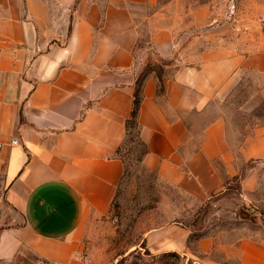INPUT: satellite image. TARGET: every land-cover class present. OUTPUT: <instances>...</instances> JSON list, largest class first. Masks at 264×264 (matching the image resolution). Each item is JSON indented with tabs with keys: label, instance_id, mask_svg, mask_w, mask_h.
<instances>
[{
	"label": "crops",
	"instance_id": "1",
	"mask_svg": "<svg viewBox=\"0 0 264 264\" xmlns=\"http://www.w3.org/2000/svg\"><path fill=\"white\" fill-rule=\"evenodd\" d=\"M159 2L0 0V264L87 263L86 231L109 213L124 178L120 148L136 90L139 164L173 189L175 215L192 214L240 178L244 162L264 159V124L234 138L221 113L208 115L230 67L264 74V28L243 58L234 49L226 58L223 34H204L216 43L200 62L185 58L160 75L151 55L178 61L193 33L160 25ZM140 23L147 46H138ZM253 171L245 169L243 188L253 187ZM188 226L174 219L144 240L154 252L183 253ZM213 245L198 240L204 252ZM223 248L226 262L264 264L263 241Z\"/></svg>",
	"mask_w": 264,
	"mask_h": 264
},
{
	"label": "rangeland",
	"instance_id": "2",
	"mask_svg": "<svg viewBox=\"0 0 264 264\" xmlns=\"http://www.w3.org/2000/svg\"><path fill=\"white\" fill-rule=\"evenodd\" d=\"M155 12L161 16L160 25H171L177 33H193L189 36L191 52L177 55L178 61L151 55L149 68L160 75L172 73V67L185 58L200 62L202 48L216 43L204 34H223L226 58L232 57L233 49L243 58L264 28V0H160ZM139 26L138 46H147L149 28L144 23ZM180 41L184 42V36ZM170 63L172 66L166 67ZM230 69L219 93L224 98L212 104L208 115L221 113L229 134L234 132L237 138L250 125L264 124V74L244 67L234 72ZM206 73L212 79L217 72ZM120 154L125 175L109 213L97 218L86 231L82 250L86 264H240L236 259L225 261V244L239 239L264 242V159L244 162L240 178L234 177L220 192L194 206L192 214L175 215L173 206L179 200L171 187L158 182L153 172L139 164L141 146L126 139ZM250 166L255 172L253 187L245 189L240 179ZM162 193L169 198L160 204ZM174 219L192 231L188 248L183 253L149 249L145 233ZM201 238L212 240L214 245L208 252L198 246Z\"/></svg>",
	"mask_w": 264,
	"mask_h": 264
},
{
	"label": "trees",
	"instance_id": "3",
	"mask_svg": "<svg viewBox=\"0 0 264 264\" xmlns=\"http://www.w3.org/2000/svg\"><path fill=\"white\" fill-rule=\"evenodd\" d=\"M139 100H140V97H139L138 91L136 90V92L134 93L133 107L131 109L129 117L126 119V123H125L126 133H125V138L122 143V146L124 142L126 141V139L130 141H136L137 144L141 146V152H142V145L139 139V130H138V122H137V112H138V107H139ZM124 175H125V169H124Z\"/></svg>",
	"mask_w": 264,
	"mask_h": 264
},
{
	"label": "built area",
	"instance_id": "4",
	"mask_svg": "<svg viewBox=\"0 0 264 264\" xmlns=\"http://www.w3.org/2000/svg\"><path fill=\"white\" fill-rule=\"evenodd\" d=\"M11 143H12V144H15V143H17V140L13 138V139L11 140ZM1 146H2V143H0V147H1Z\"/></svg>",
	"mask_w": 264,
	"mask_h": 264
}]
</instances>
